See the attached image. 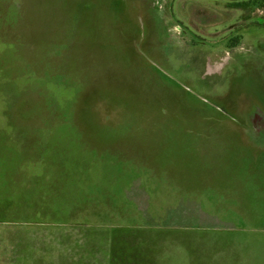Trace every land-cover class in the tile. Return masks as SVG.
<instances>
[{"label":"rangeland","instance_id":"obj_1","mask_svg":"<svg viewBox=\"0 0 264 264\" xmlns=\"http://www.w3.org/2000/svg\"><path fill=\"white\" fill-rule=\"evenodd\" d=\"M72 158L112 171L120 216L70 209ZM56 160L51 188L35 177ZM13 187L0 264H66L118 229L205 239L195 264H264V0H0V195ZM171 238L163 264H187Z\"/></svg>","mask_w":264,"mask_h":264},{"label":"trees","instance_id":"obj_2","mask_svg":"<svg viewBox=\"0 0 264 264\" xmlns=\"http://www.w3.org/2000/svg\"><path fill=\"white\" fill-rule=\"evenodd\" d=\"M59 160L52 161L50 166L51 177L50 182H54L55 178H59V173L61 172L60 166L58 164ZM65 174H67V180H64L65 185L75 188L82 195H75L74 197H68L69 206L72 209L76 208H86L92 206L93 210L91 216L98 217L100 214L108 213L115 216H120L125 210V204L128 203V200L125 197H119V195H111L114 190H118L119 187H114L112 185L111 172H104L100 169V166L97 164H87L85 166L80 164L78 159H65L64 162ZM200 167V166H199ZM197 169V168H196ZM64 174V176H65ZM99 176V177H98ZM104 179H109V183ZM114 179V178H113ZM124 182V181H123ZM122 183V181H121ZM116 184H119V181H116ZM106 187L103 195L94 193L93 196L84 190L94 191L100 187ZM121 186V185H120ZM124 185L120 189H124ZM85 208V209H86ZM94 209L96 210L94 212ZM123 216V214H122ZM116 233H105L100 232L96 233L93 236H86V239L83 240V243L80 242V246L77 243H74L69 249L67 256L71 259H67L66 264H163L165 261L164 254V245L166 237H174L170 240L173 241L174 247L182 249L188 255L187 264H195L193 260V245L191 243H205V239H189L182 240V237L176 234L170 233L166 229L164 231H157L154 229H145V230H132L126 231L123 229H118ZM136 231V233H135ZM173 236H172V235ZM225 239V237L219 238ZM217 240V239H216ZM207 241V240H206ZM189 242V243H186ZM218 242V241H216ZM211 248H214L215 245L211 241ZM219 243V242H218ZM225 244L227 242H222ZM102 247V248H101ZM97 248L99 251H97ZM92 251H97L103 254V262L100 260L101 257L94 259L95 261H90L88 258L92 256ZM81 252V253H80ZM163 252V258H158L157 255ZM81 254V255H80ZM102 256V255H101ZM94 257V256H92Z\"/></svg>","mask_w":264,"mask_h":264},{"label":"crops","instance_id":"obj_3","mask_svg":"<svg viewBox=\"0 0 264 264\" xmlns=\"http://www.w3.org/2000/svg\"><path fill=\"white\" fill-rule=\"evenodd\" d=\"M49 164H51V162L49 161L48 162V164H47V166H46V168H48L49 167V169H48V171H47V173H46V175H43V173L41 172L40 174H38V175H36V177H35V179H37V177H44L45 176V178H49L50 179V177H51V173H50V166H49ZM81 165H83V164H81ZM83 166H85V165H83ZM63 175L65 174V171L63 170ZM66 176H67V174H65ZM99 177V176H98ZM64 178H65V176H64ZM48 179V180H49ZM50 182V181H49ZM26 183L29 185V186H27V188H30V186H35L34 185V180L32 181V183H31V185H30V183L29 182H24V183H22V184H20L21 186H23V187H26ZM49 184H51V188H54V187H56V185L57 184H55V182H50ZM68 188H70V189H73V190H75V188H71V186H69L68 184L66 185ZM8 190V191H7ZM7 190L5 191V194H1L0 195V198L1 197H3V198H5V196L7 195V194H10V195H12V197L14 198V199H21L22 197V190H20V187H13V189L12 188H7ZM45 197H47V194H45L44 195ZM43 196V197H44ZM70 209H72L71 207H70ZM73 210V209H72ZM50 217V216H49Z\"/></svg>","mask_w":264,"mask_h":264},{"label":"flooded vegetation","instance_id":"obj_4","mask_svg":"<svg viewBox=\"0 0 264 264\" xmlns=\"http://www.w3.org/2000/svg\"><path fill=\"white\" fill-rule=\"evenodd\" d=\"M255 113H256L255 115L259 116V119L257 118V120H258V121L262 120V117H261V115H260V114H258L257 112H255ZM259 131H261V130H259Z\"/></svg>","mask_w":264,"mask_h":264}]
</instances>
